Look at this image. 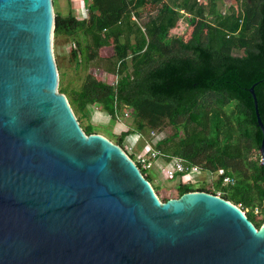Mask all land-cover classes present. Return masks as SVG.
<instances>
[{
    "label": "water",
    "instance_id": "obj_1",
    "mask_svg": "<svg viewBox=\"0 0 264 264\" xmlns=\"http://www.w3.org/2000/svg\"><path fill=\"white\" fill-rule=\"evenodd\" d=\"M55 27L53 0H0V264H264V224L211 193L161 201L123 147L85 133Z\"/></svg>",
    "mask_w": 264,
    "mask_h": 264
},
{
    "label": "trees",
    "instance_id": "obj_2",
    "mask_svg": "<svg viewBox=\"0 0 264 264\" xmlns=\"http://www.w3.org/2000/svg\"><path fill=\"white\" fill-rule=\"evenodd\" d=\"M86 1H92L88 19L55 14L54 44L69 38L76 45L72 55L77 68L102 62L118 83L87 74L79 90H70L61 74L59 91L68 97L85 133L95 134L94 127L82 126L78 115L86 116L93 105L113 121L117 112L131 108L132 130L143 135L170 127L173 133L158 146L161 152L207 171L224 168L236 179L233 186L220 179L211 188L181 184L179 197L220 191L262 227L264 220L246 210L264 204V167L247 163L252 152L261 151L263 140L250 89L256 84L264 123V0H237L238 8L230 6L225 14L216 4L207 13L198 0H177L176 8L168 0ZM177 8L190 16L187 23ZM106 47L114 51L107 59L100 56ZM233 102L236 107L227 111ZM182 128L185 138L177 141ZM129 134L123 132L117 145L124 147Z\"/></svg>",
    "mask_w": 264,
    "mask_h": 264
},
{
    "label": "rangeland",
    "instance_id": "obj_3",
    "mask_svg": "<svg viewBox=\"0 0 264 264\" xmlns=\"http://www.w3.org/2000/svg\"><path fill=\"white\" fill-rule=\"evenodd\" d=\"M180 1V0H179ZM201 4L204 5L207 13L210 14L211 8L214 4H216L217 8L222 12L226 13L228 12L230 6H233L235 8H238V2L237 0H198ZM169 4H171L173 7H177L176 3L177 0H168ZM53 6H54V12L55 14L59 12V6L56 4V1L53 0ZM88 7V6H87ZM177 11L182 16V20L184 23H187L190 19V16L183 13L181 9L177 8ZM80 17V16H78ZM78 19V18H77ZM208 19H211V16H208ZM80 20V19H79ZM76 49V45L69 39V38H62L60 40V45L55 46L54 44V52L56 57V62L60 74V80H61V74H64V84L66 87H68L70 90H79L82 86V83L84 82V79L87 74H92L96 76H101L103 78V81L108 84H114L116 82L117 76L116 74H109L105 72L104 66L102 62H96L90 64L88 68L80 67L77 68L76 62L74 61L72 51ZM114 55V51L112 47H106L103 48L100 51V56L102 58H108L112 57ZM102 66V67H101ZM236 107V102H233L228 107L227 111H231L230 109H234ZM131 111V112H130ZM123 113V114H122ZM121 114L125 116L124 122H127L126 127L119 124L118 121H113L111 119V116L105 112L100 105H93L88 106L86 110V116H83L81 114L78 115L81 121L82 126L87 127L88 125H93L94 127V133L102 135L109 139L114 144H117V138L123 133L129 130L130 128H133V117H134V111L129 108H123V112ZM131 114V116H127V114ZM127 118V120H126ZM78 119V118H77ZM118 120V119H117ZM127 129V130H126ZM126 130V131H125ZM172 130L170 127L165 128L161 131H148L145 133V140H149L152 143L157 144L154 146L156 150L160 151L158 146L160 143L170 134H172ZM152 135H155L156 137H153ZM186 132L185 129L182 128L180 131L179 138L177 141L185 138ZM155 141H158L155 142ZM147 144L146 141L141 140L139 144L137 145V148L134 150V152H129L131 154L134 153L135 156H138L142 154L143 152H146ZM128 151V150H127ZM136 158V157H135ZM261 151H254L247 157V163L251 167L253 162L261 163ZM160 166L165 167L166 163L163 161L159 162ZM147 175H150L153 179V186L157 187V195L159 196L160 200L164 202V200H172L179 198V185L184 183H179L178 181H173L172 179H166L164 175L161 174L159 168L152 169L148 171ZM203 181H199L201 183L196 184L195 187L203 186V183L207 185V187L211 188L212 185H208L206 179H202ZM214 181H218L217 177H214ZM213 181V182H214ZM235 185V184H234ZM233 186V185H231ZM241 208V205H239ZM252 211L255 216L258 218V220H264V204L263 206H254L252 208H249L246 210V212ZM264 224V221H263Z\"/></svg>",
    "mask_w": 264,
    "mask_h": 264
},
{
    "label": "built area",
    "instance_id": "obj_4",
    "mask_svg": "<svg viewBox=\"0 0 264 264\" xmlns=\"http://www.w3.org/2000/svg\"><path fill=\"white\" fill-rule=\"evenodd\" d=\"M80 10L82 17L84 19H88L89 10L88 7L84 4V2L82 3ZM132 20L137 21V18L135 17L134 14L132 15ZM117 83H118V77L113 85H117ZM122 112L116 113L115 120L120 122L119 124L126 127L127 122L126 123L124 122L125 116L122 115L123 114ZM127 116L129 117L131 116V114L129 113L127 114ZM128 131H131V134H129V136L126 137L123 147V149L126 151L128 155L131 154L129 152H134V150L137 148V145L141 140L146 141L147 144L146 152H143L142 154L135 156L136 158L133 159L136 165L139 166V168L141 167L143 170H145L146 173H148V171L152 169L159 168L161 174L164 175L166 179L169 180L172 179L173 181H178L179 183H184L185 185H193V186L201 183L203 181L202 179L204 180L206 179L205 182H207L208 185H214L215 183L214 177H217L218 179L222 180L224 186H230L236 183V179L231 174H229V172L224 168H220L215 172H211L203 169L200 166L193 165L190 162L186 161L185 159L179 157H169L163 152L156 150L154 146H156L157 144L152 143L149 140H145V136L142 133L135 132L134 130H132V128H130L126 132ZM152 136L156 137L155 135ZM155 142L158 143V141ZM160 161L166 163V166L165 167L160 166L159 164ZM214 195L222 198V193L220 191H216ZM238 207L240 208V206Z\"/></svg>",
    "mask_w": 264,
    "mask_h": 264
},
{
    "label": "crops",
    "instance_id": "obj_5",
    "mask_svg": "<svg viewBox=\"0 0 264 264\" xmlns=\"http://www.w3.org/2000/svg\"><path fill=\"white\" fill-rule=\"evenodd\" d=\"M55 1H56V4L59 6L58 13H60L64 17H67L70 14H72L73 16H75L76 18L80 20L84 19L81 15V10H80L82 3L84 2L86 6H89L92 3V1L87 2L86 0H55Z\"/></svg>",
    "mask_w": 264,
    "mask_h": 264
},
{
    "label": "bare ground",
    "instance_id": "obj_6",
    "mask_svg": "<svg viewBox=\"0 0 264 264\" xmlns=\"http://www.w3.org/2000/svg\"><path fill=\"white\" fill-rule=\"evenodd\" d=\"M134 59V58H133ZM220 75V74H219ZM211 83V82H210ZM206 85V84H205Z\"/></svg>",
    "mask_w": 264,
    "mask_h": 264
}]
</instances>
